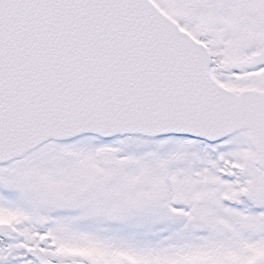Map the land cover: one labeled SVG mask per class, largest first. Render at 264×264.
Returning a JSON list of instances; mask_svg holds the SVG:
<instances>
[{"label": "snow or ice", "instance_id": "1", "mask_svg": "<svg viewBox=\"0 0 264 264\" xmlns=\"http://www.w3.org/2000/svg\"><path fill=\"white\" fill-rule=\"evenodd\" d=\"M0 264H264V0H0Z\"/></svg>", "mask_w": 264, "mask_h": 264}]
</instances>
